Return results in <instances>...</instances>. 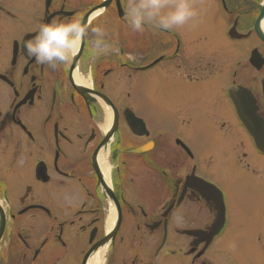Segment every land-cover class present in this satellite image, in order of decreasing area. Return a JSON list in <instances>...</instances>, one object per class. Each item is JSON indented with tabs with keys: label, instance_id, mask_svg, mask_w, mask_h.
<instances>
[{
	"label": "flooded vegetation",
	"instance_id": "flooded-vegetation-1",
	"mask_svg": "<svg viewBox=\"0 0 264 264\" xmlns=\"http://www.w3.org/2000/svg\"><path fill=\"white\" fill-rule=\"evenodd\" d=\"M126 5L0 0V264H90L100 251L93 264H221L224 190L192 141L150 131L130 96L150 71L177 73L197 118L228 138L238 180L264 175V0H205L214 35L196 41L133 31ZM77 18L111 49L92 57L89 34L67 65L28 54L41 23Z\"/></svg>",
	"mask_w": 264,
	"mask_h": 264
},
{
	"label": "rangeland",
	"instance_id": "rangeland-1",
	"mask_svg": "<svg viewBox=\"0 0 264 264\" xmlns=\"http://www.w3.org/2000/svg\"><path fill=\"white\" fill-rule=\"evenodd\" d=\"M188 2L197 16L174 30L188 41L211 39L214 30L208 23L210 13L206 12L207 7L206 11L202 10L205 0ZM176 74L161 76L157 71H150L140 76L137 90L131 93L130 104L150 131L164 129L182 136L186 142L191 140L194 152L205 161L204 175L217 181L224 190L229 226L219 240L221 264L227 261L264 264V175L247 180L241 173L238 180L237 172L241 169L234 165V153L222 149L228 138L207 120L197 118L198 110L190 108L195 86L177 81ZM199 147L205 150L201 152Z\"/></svg>",
	"mask_w": 264,
	"mask_h": 264
},
{
	"label": "clouds",
	"instance_id": "clouds-1",
	"mask_svg": "<svg viewBox=\"0 0 264 264\" xmlns=\"http://www.w3.org/2000/svg\"><path fill=\"white\" fill-rule=\"evenodd\" d=\"M196 16L197 12L188 0H127L124 19L133 31L142 33L148 25L170 31L185 25ZM89 34L92 36V57L111 49L112 45L106 39L103 27L93 26L91 21L83 23L77 18L41 23L36 29V35L26 44L27 52L38 64L53 68L67 65L78 51L80 42L87 39ZM82 74L91 78L92 67Z\"/></svg>",
	"mask_w": 264,
	"mask_h": 264
},
{
	"label": "bare ground",
	"instance_id": "bare-ground-1",
	"mask_svg": "<svg viewBox=\"0 0 264 264\" xmlns=\"http://www.w3.org/2000/svg\"><path fill=\"white\" fill-rule=\"evenodd\" d=\"M103 255V253H101V251L98 253V255L96 256V258H94V261L92 260V262L90 264H93L95 262V260H97L98 262H100L101 260V256ZM98 257V258H97Z\"/></svg>",
	"mask_w": 264,
	"mask_h": 264
},
{
	"label": "water",
	"instance_id": "water-1",
	"mask_svg": "<svg viewBox=\"0 0 264 264\" xmlns=\"http://www.w3.org/2000/svg\"><path fill=\"white\" fill-rule=\"evenodd\" d=\"M264 40V38H263ZM136 120L133 118V120L131 122H135ZM134 124V123H133ZM131 125V123H130ZM135 125V124H134ZM134 129H135V126H134ZM1 232H2V222H1V218H0V235H1ZM213 234H211L210 236H212Z\"/></svg>",
	"mask_w": 264,
	"mask_h": 264
}]
</instances>
